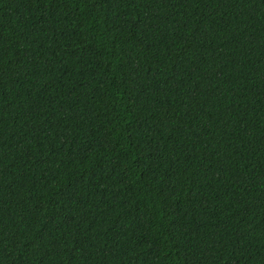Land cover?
<instances>
[{
  "label": "trees",
  "instance_id": "trees-1",
  "mask_svg": "<svg viewBox=\"0 0 264 264\" xmlns=\"http://www.w3.org/2000/svg\"><path fill=\"white\" fill-rule=\"evenodd\" d=\"M0 264H264V0H0Z\"/></svg>",
  "mask_w": 264,
  "mask_h": 264
}]
</instances>
